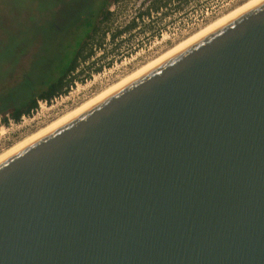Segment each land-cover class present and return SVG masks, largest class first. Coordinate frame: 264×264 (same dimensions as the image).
<instances>
[{
  "label": "water",
  "instance_id": "95a60500",
  "mask_svg": "<svg viewBox=\"0 0 264 264\" xmlns=\"http://www.w3.org/2000/svg\"><path fill=\"white\" fill-rule=\"evenodd\" d=\"M0 264H264V0L0 158Z\"/></svg>",
  "mask_w": 264,
  "mask_h": 264
},
{
  "label": "rangeland",
  "instance_id": "374dc122",
  "mask_svg": "<svg viewBox=\"0 0 264 264\" xmlns=\"http://www.w3.org/2000/svg\"><path fill=\"white\" fill-rule=\"evenodd\" d=\"M103 1L0 0V152L248 0L111 2L108 10L113 15L102 47L92 45L93 56L75 72L82 71V81H75L66 94L50 103L39 101L37 110L30 116H22L19 122L8 119L3 124L5 112L38 94L46 83L62 73L91 25L86 17L96 12ZM156 3L162 5L158 12L136 19ZM132 20L136 27L113 40L112 34ZM99 40L98 34L93 42ZM99 66V72L92 71Z\"/></svg>",
  "mask_w": 264,
  "mask_h": 264
},
{
  "label": "trees",
  "instance_id": "16d2710c",
  "mask_svg": "<svg viewBox=\"0 0 264 264\" xmlns=\"http://www.w3.org/2000/svg\"><path fill=\"white\" fill-rule=\"evenodd\" d=\"M114 1L116 0H104L96 12H94L90 17H86L87 20L91 22V25L87 30L86 36L78 42L72 59L68 61L62 73L51 82L46 83L43 90L38 94L26 98L24 103L16 106V108H12L8 112H5L1 120L3 124H7L8 119L13 120L14 122H19L22 116H30L35 110H37L39 101L50 103L54 98L66 94L75 81H82V78L80 77L82 71H80L81 74H75V72L80 66H83V63H88L89 59L93 56L92 45L95 47L98 46L99 48L102 47L105 32L109 31L108 22L111 20L113 15V13L108 10V5ZM161 7V4H152L151 6H148L146 10L139 13L136 19H143L144 16H149L153 11L158 12ZM135 27L136 22L135 20H132V22L125 26L122 30L114 32V34H112V39H116L123 32L130 31ZM98 34L100 35V40L94 43L93 40ZM100 70V66L92 69L94 72H99ZM87 75L90 77L89 73ZM8 116L10 118H7Z\"/></svg>",
  "mask_w": 264,
  "mask_h": 264
},
{
  "label": "bare ground",
  "instance_id": "6f19581e",
  "mask_svg": "<svg viewBox=\"0 0 264 264\" xmlns=\"http://www.w3.org/2000/svg\"><path fill=\"white\" fill-rule=\"evenodd\" d=\"M255 1H257V0H248L247 2L243 3L242 5L234 8L233 10H231L227 14H225L223 17L215 20L214 22L208 24L207 26H205L201 30L197 31L196 33H194V34L190 35L189 37L183 39L182 41L178 42L176 45H174L173 47L169 48L168 50L163 52L158 57H156V58L152 59L151 61L147 62L145 65H143L141 68H138L133 73H131V74L127 75L126 77L122 78L121 80L111 84L110 86H108L107 88L103 89L99 93L95 94L91 98L83 101L81 104L77 105L73 109L69 110L68 112L64 113L63 115H61V116L57 117L56 119L50 121L49 123L45 124L40 129L32 132L31 134H29L26 137L22 138L21 140L17 141L16 143L11 145L7 149H5L2 152H0V158H2L3 156L7 155L8 153H10L11 151L15 150L16 148L20 147L21 145L25 144L26 142L32 140L33 138L37 137L38 135L42 134L43 132L47 131L48 129L52 128L56 124L60 123L61 121H63L66 118H68L69 116L73 115L74 113L78 112L79 110H81L82 108L86 107L90 103L94 102L95 100H97L98 98L103 96L104 94L108 93L109 91H111L112 89L116 88L120 84L124 83L125 81H127L131 77L135 76L136 74H138L139 72H141L145 68L149 67L150 65H152L155 62L159 61L160 59L164 58L165 56H167L168 54L172 53L173 51H175L176 49H178L182 45L186 44L187 42H189L190 40H192L193 38H195L199 34H201L204 31L210 29L211 27L217 25L218 23L222 22L223 20L227 19L228 17L232 16L233 14L237 13L238 11L242 10L243 8L247 7L248 5L252 4ZM2 132H3V130H2Z\"/></svg>",
  "mask_w": 264,
  "mask_h": 264
},
{
  "label": "built area",
  "instance_id": "2783aa9c",
  "mask_svg": "<svg viewBox=\"0 0 264 264\" xmlns=\"http://www.w3.org/2000/svg\"><path fill=\"white\" fill-rule=\"evenodd\" d=\"M46 104V103H45Z\"/></svg>",
  "mask_w": 264,
  "mask_h": 264
}]
</instances>
